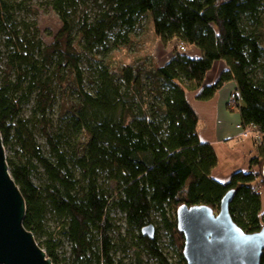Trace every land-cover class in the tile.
I'll list each match as a JSON object with an SVG mask.
<instances>
[{"label":"trees","instance_id":"obj_1","mask_svg":"<svg viewBox=\"0 0 264 264\" xmlns=\"http://www.w3.org/2000/svg\"><path fill=\"white\" fill-rule=\"evenodd\" d=\"M80 3L49 0L61 28L46 44L36 23L19 19L24 2L0 0V45L7 52L0 130L5 147L16 148L8 163L26 199V228L38 242L44 238L39 243L55 264L62 262L64 238L72 243L74 264H125L116 256L129 239L112 235L111 214L119 211L128 235L139 231L133 238L140 264L143 250L157 264H187L178 208L207 205L217 213L234 189V222L247 233L259 232L264 137L256 142L259 157L251 161L259 172L238 171L228 183L219 181L212 173L216 150L200 139L187 91L202 87L214 63L225 61L227 69L198 97L209 99L226 82H237L243 126L264 135V0H103L104 11L76 25ZM147 15L164 44L177 40L187 52L177 46L163 65L147 60L114 71L106 62L111 39L113 48L128 44ZM191 47L202 56H191ZM72 84L76 97L61 101L60 124L51 130L57 86ZM30 103L35 120L22 117ZM36 123L48 153L38 143ZM105 181L113 184L112 193ZM51 215L60 223L56 231L48 226ZM154 216L177 251L176 263L164 252L157 229L154 238L143 234L144 227L155 226Z\"/></svg>","mask_w":264,"mask_h":264},{"label":"water","instance_id":"obj_2","mask_svg":"<svg viewBox=\"0 0 264 264\" xmlns=\"http://www.w3.org/2000/svg\"><path fill=\"white\" fill-rule=\"evenodd\" d=\"M261 175L264 178V165ZM236 190L223 198L215 212L207 205H181L177 211L179 230L184 234L187 264H261L264 255V226L247 233L231 215ZM26 199L11 174L4 138L0 130V264H55L26 228ZM143 234L154 238L153 224Z\"/></svg>","mask_w":264,"mask_h":264},{"label":"rangeland","instance_id":"obj_3","mask_svg":"<svg viewBox=\"0 0 264 264\" xmlns=\"http://www.w3.org/2000/svg\"><path fill=\"white\" fill-rule=\"evenodd\" d=\"M19 2H24V8L19 12V19L28 23H36L39 27L41 37L45 41L46 44H51L54 36L61 28V21L59 15L56 11L48 4L49 0H18ZM103 6V0H81L80 6L76 11V25L78 24V20L80 18L88 15L89 19L93 20L99 13L104 11L105 8ZM113 38V37H112ZM80 40V36L78 37V41ZM109 43L110 48L112 49L106 56V62L110 64L114 71H118L122 68V66L127 64H139L142 65L149 60L150 62L156 64H162L165 58V50L163 47V42L156 35L154 26L149 15L145 16L141 19L136 31L131 34V39L128 44H122L119 47L113 48L114 38ZM160 51L162 53L160 54ZM104 56L103 53L100 55ZM7 52L5 48L0 45V79L4 76V71L7 69ZM214 84V83H213ZM89 85L87 84V88ZM57 102L54 106L53 111L49 114V122L50 129H56L60 124V104L61 101L65 98L71 102L75 97V91L72 86L69 85L67 89H64L60 86H57ZM34 103H30L26 105L24 111L22 113V117L25 119H34V111H33ZM40 118V116H39ZM35 120V119H34ZM41 124L36 123V136L38 143L42 145L43 149L46 153H48V148L45 142V138L42 136L40 132ZM14 150L12 146L6 147L7 157L14 156ZM16 153V152H15ZM39 172L35 175V181L38 183L39 178L41 177L42 169L38 168ZM105 188L108 189L109 192L112 193L113 184L109 181H105ZM261 191L264 194V187H261ZM263 213H264V205H263ZM111 218H113V223L115 225V229L112 231V235L116 240H119L121 237H127L128 247L122 248L121 251L118 252L116 258L123 259L125 264H140L137 259L136 250L138 247L135 246V243L138 242V238H133V235L138 236L139 231L133 230L132 235H128L126 230V221L125 215L119 211L112 212ZM154 224L157 229V236L160 238L162 247L164 252L169 259L176 263L178 261V254L171 241L169 240V235L163 226L160 225V219L158 216L153 217ZM59 222L52 215L49 216L48 226L50 230L56 231L59 227ZM122 235V236H119ZM39 242H44V238H40ZM141 251V249H140ZM60 257L62 259L61 264H74V254L72 250V243L64 238L63 245L59 249ZM141 264H157V261L152 258L146 251H142L141 254Z\"/></svg>","mask_w":264,"mask_h":264},{"label":"crops","instance_id":"obj_4","mask_svg":"<svg viewBox=\"0 0 264 264\" xmlns=\"http://www.w3.org/2000/svg\"><path fill=\"white\" fill-rule=\"evenodd\" d=\"M163 44L165 60L160 65L167 63L178 46L177 40ZM162 51H160V54ZM188 53L193 57H201L202 51L197 47L188 48ZM228 65L223 60L214 63L212 69L207 73L202 87L215 83ZM235 81L226 82L213 97L201 99L198 96L202 87L187 91V99L196 110L199 117V134L202 142L214 146L218 165L213 170V176L223 183H228L232 175L238 171H249L253 169L260 171L258 165L251 167L253 158L259 157V148L253 137H241L242 114L238 109L229 105L230 95L238 89ZM264 205V194L262 196Z\"/></svg>","mask_w":264,"mask_h":264},{"label":"built area","instance_id":"obj_5","mask_svg":"<svg viewBox=\"0 0 264 264\" xmlns=\"http://www.w3.org/2000/svg\"><path fill=\"white\" fill-rule=\"evenodd\" d=\"M179 49L180 51L182 52H187V47L181 43L179 45ZM239 91L238 89L233 91L230 95V99H229V105L236 109L239 105ZM238 127L241 129V132H240V136L241 137H253V139L258 142V141H261L264 137L263 133L258 130L255 126H250L248 128L244 127L243 124H239Z\"/></svg>","mask_w":264,"mask_h":264}]
</instances>
